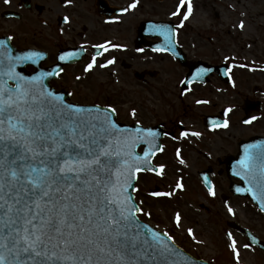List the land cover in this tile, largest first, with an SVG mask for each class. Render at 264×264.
Returning a JSON list of instances; mask_svg holds the SVG:
<instances>
[{"label":"flooded vegetation","instance_id":"obj_1","mask_svg":"<svg viewBox=\"0 0 264 264\" xmlns=\"http://www.w3.org/2000/svg\"><path fill=\"white\" fill-rule=\"evenodd\" d=\"M166 1L0 0V41L11 53H42L35 64H25L23 70L27 74L37 68L51 69L49 73L63 69L59 75H48L47 81L56 90L67 92L71 102L115 108L112 114L121 125L160 134L162 150L154 155V164L159 169L161 165L176 167L173 179L180 176L187 183L195 178L207 194L198 204L203 211L224 214L229 213V207L242 211L246 201L257 210L245 196L247 186L253 189L254 185L247 184L239 161L247 146H257L252 151L264 148V81L219 77L213 69L219 63L198 56L201 47L191 36L194 31L185 24L179 26L182 16H173L177 7L172 8L175 3L171 1L166 6ZM134 2L136 7L129 8ZM185 11L187 5L180 13ZM154 25L171 30L169 44H165ZM208 39L213 42V38ZM100 44L108 51L94 47ZM158 46L168 50L153 51ZM68 54H72L70 58ZM60 55L66 59L60 61ZM93 55L96 65L85 72ZM110 59L114 63L99 67ZM199 61L211 71L206 81H186L189 66ZM78 86H94L90 91L94 98L88 99L89 95L79 92ZM227 109L231 111L226 112ZM225 120L227 128L223 127ZM245 120L251 123L246 124ZM187 165L201 168L189 173ZM238 171L240 175L236 174ZM204 173L212 182L214 196L201 180ZM146 175L157 179L161 176L149 172ZM162 175L169 176L164 167ZM184 188L183 185L177 190ZM237 219L227 221V225L241 224Z\"/></svg>","mask_w":264,"mask_h":264},{"label":"snow or ice","instance_id":"obj_2","mask_svg":"<svg viewBox=\"0 0 264 264\" xmlns=\"http://www.w3.org/2000/svg\"><path fill=\"white\" fill-rule=\"evenodd\" d=\"M185 5L181 27L192 12L191 0H179L172 13L180 14ZM135 7V2L129 5ZM152 27L164 37L165 44L171 42V30L166 26ZM239 27H244L243 21ZM94 47L108 51L103 44ZM0 48L4 49L0 52V264H157V257L160 264H167L168 257L178 250L162 240L159 232L138 224L136 213L143 209L127 194L136 173L153 171L147 158L156 147L158 134L151 129H121L109 116L101 115L99 108L93 111L65 103L63 97L43 86L45 76L59 75L63 69L26 77L15 70V65L29 61L35 64L42 53L29 51L13 57L4 41H0ZM167 50L160 46L153 49ZM96 55L85 72L96 65ZM58 59L64 61L66 56ZM112 63L110 59L99 67ZM206 71L201 69L198 75ZM115 111L110 108L111 113ZM223 127H228L227 120ZM145 134L152 139H146ZM139 142L147 146L143 156L132 151ZM256 147H246L239 166L244 177L264 195V148L251 150ZM176 187L183 185L178 182ZM209 193L215 195L212 188ZM228 211L232 213L233 209L229 207ZM175 219L179 225L178 213ZM141 228L146 230L143 237ZM188 232L192 235V229ZM163 235L168 241L173 239L167 233ZM228 237L239 264L236 240L232 233Z\"/></svg>","mask_w":264,"mask_h":264},{"label":"rangeland","instance_id":"obj_3","mask_svg":"<svg viewBox=\"0 0 264 264\" xmlns=\"http://www.w3.org/2000/svg\"><path fill=\"white\" fill-rule=\"evenodd\" d=\"M170 1L176 4L172 8L179 4V0H168L166 6L170 5ZM232 2L238 3L237 9L231 7ZM191 4L192 15L184 20L183 25L194 31L191 36L196 37L201 47L198 56L231 67L230 76L237 81H264V0H191ZM178 15L183 19V12ZM241 21L244 25L247 21L254 23L253 29H241ZM208 38H213V42H209ZM88 87L78 86L79 92L83 91L89 95L88 99H93V92L90 91L95 87ZM187 166L188 170H185L189 173L201 168L200 165ZM174 168L164 166V172L170 177L161 174L157 179L146 173L139 175L135 192L143 209L140 218L169 233L196 257L214 264H237L227 236V232L232 233L239 251V264H264V252L227 225V221L238 218L241 224L264 240V214L247 201L242 211L233 210L224 214L203 211L198 205L207 195L203 187L197 184L195 178H190L187 183L180 176L173 179L177 175L173 174ZM178 182L184 183L183 190L176 189ZM156 183L162 185L159 186L161 192H170L171 195H151L149 188ZM177 213L180 215L179 225L175 219ZM189 229H192V235H189ZM245 244L249 248H244Z\"/></svg>","mask_w":264,"mask_h":264},{"label":"water","instance_id":"obj_4","mask_svg":"<svg viewBox=\"0 0 264 264\" xmlns=\"http://www.w3.org/2000/svg\"><path fill=\"white\" fill-rule=\"evenodd\" d=\"M24 53H26V52L11 53V55H12L13 57H15V56H21V55H23ZM29 62H30V61H29ZM26 63H27V62H26ZM26 63H17V64L15 65V70H16L17 72H20L22 75H24V76H26V77H30V76H33V75H35V74H37V73H41V72H42V73H48V70H45V69H38L35 73L29 75V74H27V73H25V72L23 71V67H24V65H25ZM201 69H206L201 63H198V64H196V65H192V66H191V72H190V75H189L190 80H203L204 78L206 79L208 73L211 72V71H209V69H206V70H208V71L204 72V74H203L202 76H200V75H198V73L200 72ZM215 69H216L218 72H220V74H221L222 76H224V77L227 76V68H226V67H217V68H215ZM48 78H49L48 76H45V77L43 78V86H44L48 91L53 92L55 95H59V96L63 97L64 102H65V103H68V102L66 101V95H65L64 93L57 92V91H55L53 88L50 87V85H49V81H47ZM68 104H72V103H68ZM73 105H76V104H73ZM76 106H78V107H83V106H79V105H76ZM86 108H92L93 111H95V109L99 108V109L101 110V115L109 116L110 119H111L113 122H115L114 117L111 115V113H110L108 110H105V109H103V108H101V107H98V106H96V107H86ZM115 123H116V122H115ZM116 124H117V123H116ZM117 125H118V124H117ZM118 127H120L121 129L132 130V129H129L128 127H121V126H119V125H118ZM133 135H134V133H133ZM145 138H146V134H145ZM159 138H160L159 135L156 136L155 141H154L156 147H154V148L151 149L150 156L147 158V159L149 160V162H150V166L153 168V171H152V172H155V173H157L158 168H157L156 166L153 165V163H152V159H153L154 154H155L156 152H158V151H159L158 149L161 147V142H160ZM151 139H152V138L150 137V140H151ZM141 144H144V143L139 142V143H136V144L132 147V151H133V153H134L135 155L143 156V152L146 150V147H147V146L144 144V145H145V148L143 149V151L138 152L137 149H138L139 145H141ZM140 166H141V167H144V165H140ZM145 171H147V170H145ZM141 172H144V171H141ZM138 173H139V172H138ZM138 173H136V179H133V180L130 181V183H131L132 186L127 188V194L132 196V198H133V203H134L136 206H138V204H137L136 201H135V197H134V193H133V191H134V189H135V183H136V180H137V175H138ZM207 182H208V181H207ZM247 182H248V184H250L249 180H247ZM251 184L254 185V188H255V189L257 188V187L255 186L254 183H251ZM257 190H258V191H257L256 193H255V192L252 193L251 190H250V188L247 186V189H246L245 193H246V195L249 196V198H250V199H251V200H252V201H253V202H254V203H255V204H256V205L262 210V208H264V195L261 194V192H260V190H259L258 188H257ZM153 192H154V191H153ZM254 197H255V198H254ZM138 207H139V206H138ZM262 211L264 212V210H262ZM136 219H137L139 225H146L147 228H148V229H151L153 232H159L158 230H156L155 228H153V227L150 226L149 224L144 223V222H142L141 220H139V218L137 217V213H136ZM238 229H239L243 234H245L253 244L259 246V247L264 251V241L260 240L256 234H254L253 232H251V231L248 230L247 228L238 227ZM140 231H141V236L143 237V236L145 235V233H146V230H145L144 228H141ZM159 233L161 234V239H162V240L167 241V243H168L172 248L178 250V251L176 252L175 255H173V256H169V257H168L167 264H210V263H208L207 261H204V260H201V259H197V258L191 256L189 253L185 252V251H184L183 249H181L177 244H175L172 240H171V241H168V240H167V237H165V236L163 235V233H161V232H159ZM149 235H150V234H149ZM150 251H151V250H150ZM148 264H152V262L149 261ZM157 264H160V258H159V257H157Z\"/></svg>","mask_w":264,"mask_h":264},{"label":"bare ground","instance_id":"obj_5","mask_svg":"<svg viewBox=\"0 0 264 264\" xmlns=\"http://www.w3.org/2000/svg\"><path fill=\"white\" fill-rule=\"evenodd\" d=\"M237 6H238V3H234V2L231 3V7H232L233 9H237ZM261 18H262V17H261ZM261 18H260V19H261ZM253 25H254V23H252V22H250V21L245 22L244 30H245V31H249V30L253 29Z\"/></svg>","mask_w":264,"mask_h":264}]
</instances>
